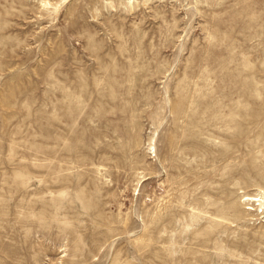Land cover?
<instances>
[{"label": "rangeland", "instance_id": "374dc122", "mask_svg": "<svg viewBox=\"0 0 264 264\" xmlns=\"http://www.w3.org/2000/svg\"><path fill=\"white\" fill-rule=\"evenodd\" d=\"M264 0H0V264H264Z\"/></svg>", "mask_w": 264, "mask_h": 264}, {"label": "bare ground", "instance_id": "6f19581e", "mask_svg": "<svg viewBox=\"0 0 264 264\" xmlns=\"http://www.w3.org/2000/svg\"><path fill=\"white\" fill-rule=\"evenodd\" d=\"M246 201L251 204V207H257L264 213V190H259V193L255 196H246Z\"/></svg>", "mask_w": 264, "mask_h": 264}]
</instances>
